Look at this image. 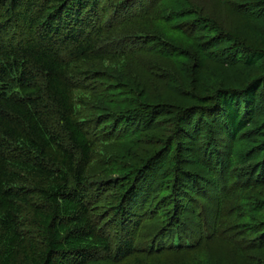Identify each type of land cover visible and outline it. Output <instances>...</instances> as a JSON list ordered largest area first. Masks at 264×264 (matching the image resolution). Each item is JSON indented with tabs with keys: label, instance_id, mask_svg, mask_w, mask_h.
<instances>
[{
	"label": "trees",
	"instance_id": "trees-1",
	"mask_svg": "<svg viewBox=\"0 0 264 264\" xmlns=\"http://www.w3.org/2000/svg\"><path fill=\"white\" fill-rule=\"evenodd\" d=\"M116 11L105 0H0V264H202L195 246L178 239L174 255L137 253L130 233L136 222L121 208L114 226L125 233L113 249L107 224L92 210L87 174L100 127L118 110L115 97L130 94L123 80L131 57L143 47L150 54L154 48L146 47L157 38L151 31L163 20ZM127 38L130 49L120 47ZM192 40L185 49L195 62L207 61L209 46L199 50ZM239 57L248 69L262 67L264 36L252 39ZM260 91L264 75L241 89L200 97V108L190 111L199 120L219 115L235 139ZM186 119L178 118V130ZM171 144L168 154L175 150ZM129 179L120 185L127 193L138 188Z\"/></svg>",
	"mask_w": 264,
	"mask_h": 264
},
{
	"label": "rangeland",
	"instance_id": "rangeland-1",
	"mask_svg": "<svg viewBox=\"0 0 264 264\" xmlns=\"http://www.w3.org/2000/svg\"><path fill=\"white\" fill-rule=\"evenodd\" d=\"M105 5L116 16L163 19L151 31L157 38L149 40L150 54L143 47L131 57L129 79L123 80L130 94L115 97L118 110L105 116L87 174L92 210L107 224L113 249L125 233L114 226L121 208L136 222L130 233L137 253L155 255L160 249L174 255L178 239L195 246L202 264H264V94L257 92L247 127L235 139L219 115L199 120L190 111L200 108V97L214 98L218 90L241 89L263 77L264 65L248 69L239 53L264 36V0H105ZM188 38L199 50L209 46L207 61L193 60L194 52L184 46ZM126 42L120 47H133L131 39ZM207 105L216 111L213 103ZM184 114L188 119L178 130ZM167 142L175 147L169 154ZM126 179L138 188L123 200L128 193L120 185Z\"/></svg>",
	"mask_w": 264,
	"mask_h": 264
}]
</instances>
